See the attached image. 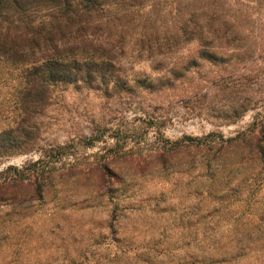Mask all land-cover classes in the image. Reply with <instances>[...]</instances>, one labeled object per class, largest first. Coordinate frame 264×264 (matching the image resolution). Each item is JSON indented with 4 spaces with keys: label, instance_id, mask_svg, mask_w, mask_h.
<instances>
[{
    "label": "rangeland",
    "instance_id": "rangeland-1",
    "mask_svg": "<svg viewBox=\"0 0 264 264\" xmlns=\"http://www.w3.org/2000/svg\"><path fill=\"white\" fill-rule=\"evenodd\" d=\"M178 1L146 21L164 33L197 12ZM208 2L233 43L205 59L196 40L148 59L127 40L126 92L69 86L34 149L0 159V264H264V141L251 154L264 137V0ZM50 148L62 155L40 167L38 195L33 162Z\"/></svg>",
    "mask_w": 264,
    "mask_h": 264
},
{
    "label": "trees",
    "instance_id": "trees-1",
    "mask_svg": "<svg viewBox=\"0 0 264 264\" xmlns=\"http://www.w3.org/2000/svg\"><path fill=\"white\" fill-rule=\"evenodd\" d=\"M148 1L150 10L143 13ZM190 1L198 5L197 12L176 18L160 33L155 20L147 21L167 0H0V159L34 149L45 132L43 118L50 105L69 86L98 90L107 97L126 92L120 61L127 40L137 57L148 59L163 54L164 48L194 40L202 47L198 58L205 59L211 48L236 40L227 32L221 13L206 8L216 1ZM142 13L145 22L136 34L134 19ZM251 141L254 156L263 148L264 137H251ZM56 149L50 148L33 162L38 195L40 169L62 155ZM98 170L103 175L106 169ZM16 172L20 178H11L12 185L24 175ZM250 236L247 232L243 238ZM259 241V236L250 240L254 243L244 249L259 247Z\"/></svg>",
    "mask_w": 264,
    "mask_h": 264
}]
</instances>
